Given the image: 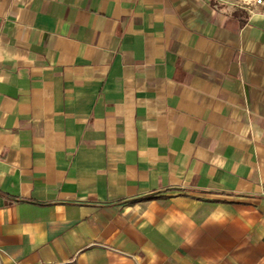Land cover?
Returning a JSON list of instances; mask_svg holds the SVG:
<instances>
[{
    "label": "crops",
    "instance_id": "obj_1",
    "mask_svg": "<svg viewBox=\"0 0 264 264\" xmlns=\"http://www.w3.org/2000/svg\"><path fill=\"white\" fill-rule=\"evenodd\" d=\"M0 264H264V8L0 0Z\"/></svg>",
    "mask_w": 264,
    "mask_h": 264
},
{
    "label": "rangeland",
    "instance_id": "obj_2",
    "mask_svg": "<svg viewBox=\"0 0 264 264\" xmlns=\"http://www.w3.org/2000/svg\"><path fill=\"white\" fill-rule=\"evenodd\" d=\"M214 5L216 4L219 7H222L226 9L227 11L233 10L235 8V5L241 6L244 4L245 0H211Z\"/></svg>",
    "mask_w": 264,
    "mask_h": 264
},
{
    "label": "built area",
    "instance_id": "obj_3",
    "mask_svg": "<svg viewBox=\"0 0 264 264\" xmlns=\"http://www.w3.org/2000/svg\"><path fill=\"white\" fill-rule=\"evenodd\" d=\"M254 5H259L264 8V0H251Z\"/></svg>",
    "mask_w": 264,
    "mask_h": 264
},
{
    "label": "trees",
    "instance_id": "obj_4",
    "mask_svg": "<svg viewBox=\"0 0 264 264\" xmlns=\"http://www.w3.org/2000/svg\"><path fill=\"white\" fill-rule=\"evenodd\" d=\"M3 193L1 192L0 195H2Z\"/></svg>",
    "mask_w": 264,
    "mask_h": 264
}]
</instances>
